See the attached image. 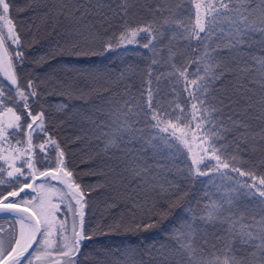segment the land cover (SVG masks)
I'll return each instance as SVG.
<instances>
[{"label": "snow or ice", "instance_id": "1", "mask_svg": "<svg viewBox=\"0 0 264 264\" xmlns=\"http://www.w3.org/2000/svg\"><path fill=\"white\" fill-rule=\"evenodd\" d=\"M14 7L33 43L49 25L63 40L33 60L71 58L62 76L23 81ZM128 46L143 67L79 66ZM0 76V264H81L94 192L101 219L126 210L108 233H163L108 264H264V0H0ZM70 119L95 144L81 162L100 160L80 173L59 135Z\"/></svg>", "mask_w": 264, "mask_h": 264}, {"label": "trees", "instance_id": "2", "mask_svg": "<svg viewBox=\"0 0 264 264\" xmlns=\"http://www.w3.org/2000/svg\"><path fill=\"white\" fill-rule=\"evenodd\" d=\"M14 5L20 6L24 3V0H13ZM190 8L191 5H188ZM194 13V10H193ZM31 13L24 12V13H17L15 7L12 11V17L17 21L19 30L24 42L23 51L26 53V61L23 66L17 65L18 73L21 77H23V81L26 82L29 74L33 76H38L41 79L49 77L51 74L55 73L56 75H63V71L65 66L69 63H72V59L69 57H57L55 60H51L48 63H45L41 67H37L33 60L44 53H46L51 46H54L59 39L61 43L63 40L60 37L56 36L53 33L52 26L49 25L47 28H41L40 32L37 35V42L33 43L32 41V33L28 31L29 26L32 23L30 20ZM27 21V22H25ZM36 23H40L38 20ZM68 29V25L66 23L62 25L56 26L57 32H63ZM14 47V46H13ZM122 50H117L116 52L108 54L106 57H96L93 58V61L84 62L81 61L80 67L86 68L90 67L92 63H95L96 67H107L109 71H112L114 75H118L117 70H123L128 66H136L139 65L143 67V61L140 56L137 54L138 51H144L142 49L134 50L132 46H128V50L121 55ZM14 54V53H13ZM129 79L134 81L137 86L139 85V78L138 76H134L129 73ZM0 81H3V78L0 76ZM5 85H7V81H3ZM124 89V83H121L118 87L114 88V93L119 94L122 93ZM133 93L135 94L136 89H132ZM62 99L61 97H50L49 102H55ZM77 107L82 106L85 104V101H71ZM94 104L98 107L103 108L104 104L99 100L95 99ZM91 107V105H88ZM75 111V109H73ZM71 127L67 130L71 132L74 136L81 134V129L79 128V121L77 119H70L69 120ZM65 128V127H64ZM60 129L59 135L62 144L67 149V161L68 167L77 173L82 172L88 167H95L96 165L100 164V160H96L94 163L90 164H83L81 161L78 160V156L75 153L74 149L79 148L81 154L85 155V158L90 153H93L95 149V144L89 145L88 141L83 142H74V137L71 138V135H67L65 133L66 129ZM54 156V154H53ZM80 182L84 185H88L94 183L95 178L91 176H79L78 177ZM206 179V178H201ZM183 183V182H182ZM184 187H189L187 184H183ZM196 195H201V185H196ZM99 199L100 197L97 193H93L90 197V205L91 207L88 209L87 216H86V228L89 233H92L94 230L96 234L93 238L89 241H85L82 246V255L80 256L81 264H108L110 259V254L116 251L117 248L128 245V242L131 240L134 244L143 243L144 245L151 244L153 242L159 241V238L163 233L160 232V229H152L146 233H139L137 236H133L132 234H116V233H108L106 224L111 223L113 219V213L123 212L125 209L123 206L119 209H114L112 212L106 214L103 219H101V213L98 210L99 206ZM179 215V213H176ZM0 221H4L7 224L6 219H0ZM165 228H170L171 225L166 221L163 225ZM147 237V239H143Z\"/></svg>", "mask_w": 264, "mask_h": 264}, {"label": "rangeland", "instance_id": "3", "mask_svg": "<svg viewBox=\"0 0 264 264\" xmlns=\"http://www.w3.org/2000/svg\"><path fill=\"white\" fill-rule=\"evenodd\" d=\"M5 33H6V30H5ZM70 127H71V125H70V122H69V123L65 126L64 129H66L65 133H66L67 135H71V138H72V137H75V136H74L73 134H71V132H69V131L67 130V128L69 129ZM74 150H75L76 155L78 156V160H79V161H82V160L85 158V155L80 156L81 152H80L79 148L74 149ZM38 182H39V181H38ZM52 184H54V183H52ZM55 185H57V184H55ZM57 186L60 187L59 185H57ZM29 195H35V194L29 192ZM54 202H56L55 199H54ZM125 211H126V210H125ZM61 218H63V217H61ZM0 224H3L5 227L7 226V224H6L4 221H0Z\"/></svg>", "mask_w": 264, "mask_h": 264}, {"label": "water", "instance_id": "4", "mask_svg": "<svg viewBox=\"0 0 264 264\" xmlns=\"http://www.w3.org/2000/svg\"><path fill=\"white\" fill-rule=\"evenodd\" d=\"M2 77V76H1ZM3 78V77H2ZM51 183H54V184H57L58 185V183L56 182V181H51ZM60 187H63L62 185H59Z\"/></svg>", "mask_w": 264, "mask_h": 264}]
</instances>
